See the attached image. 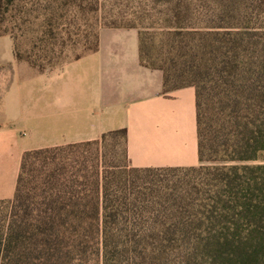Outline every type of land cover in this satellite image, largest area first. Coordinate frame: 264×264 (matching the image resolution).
<instances>
[{
    "label": "trees",
    "instance_id": "obj_1",
    "mask_svg": "<svg viewBox=\"0 0 264 264\" xmlns=\"http://www.w3.org/2000/svg\"><path fill=\"white\" fill-rule=\"evenodd\" d=\"M149 1L159 25L125 27L164 92L195 87L200 163L131 166L125 128L26 150L0 199V264H264V0ZM52 2L0 0V35L39 72L120 27L101 0ZM90 14L93 43L78 38Z\"/></svg>",
    "mask_w": 264,
    "mask_h": 264
},
{
    "label": "crops",
    "instance_id": "obj_2",
    "mask_svg": "<svg viewBox=\"0 0 264 264\" xmlns=\"http://www.w3.org/2000/svg\"><path fill=\"white\" fill-rule=\"evenodd\" d=\"M163 89V71L141 63L135 27H102L97 51L44 72L0 37V199L13 197L26 150L116 129L127 130L131 166L198 165L195 87Z\"/></svg>",
    "mask_w": 264,
    "mask_h": 264
},
{
    "label": "rangeland",
    "instance_id": "obj_3",
    "mask_svg": "<svg viewBox=\"0 0 264 264\" xmlns=\"http://www.w3.org/2000/svg\"><path fill=\"white\" fill-rule=\"evenodd\" d=\"M34 5L33 8H36L35 3H39L41 5H44L47 7L49 2H52L53 0H33ZM102 2V11L101 14L104 18L102 22L106 21L105 17H110L112 14L113 18L111 21H116V25H120V27H125L128 25H136L138 27L141 26H158L160 22L161 15H156V12L152 7L154 6L153 3H151L149 0H101ZM53 3V2H52ZM30 5V4H29ZM37 9V8H36ZM158 9V7H156ZM42 9H40L41 11ZM39 10L37 12H40ZM37 12L33 11V14L35 15ZM24 12L19 13L18 16H22ZM110 19V18H108ZM84 26L81 27V29H86V32L82 30L81 34L78 36V38L85 39V36L88 35L87 39L89 42L95 41V35L98 31L99 25L94 23V18L92 17V14L89 15V19L85 22H81ZM106 27V26H104ZM138 29V28H137ZM139 30V29H138ZM3 36H9L13 39V37L10 34H4L0 35V37ZM23 38V37H22ZM28 38V36H24L23 39ZM85 42V41H84ZM14 43V39H13ZM15 46V45H14ZM84 48L82 46V43L78 44V46L75 47V49H70L69 55L67 58L72 59L74 56L78 53H82ZM60 67V66H57ZM56 68V67H55ZM118 146L117 148L122 150L123 144V138L121 135L118 136Z\"/></svg>",
    "mask_w": 264,
    "mask_h": 264
}]
</instances>
